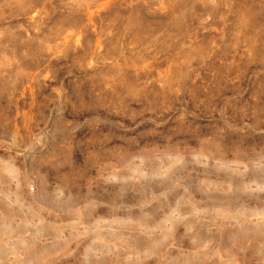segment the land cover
Segmentation results:
<instances>
[{"label":"rangeland","instance_id":"rangeland-1","mask_svg":"<svg viewBox=\"0 0 264 264\" xmlns=\"http://www.w3.org/2000/svg\"><path fill=\"white\" fill-rule=\"evenodd\" d=\"M0 264H264V0H0Z\"/></svg>","mask_w":264,"mask_h":264}]
</instances>
